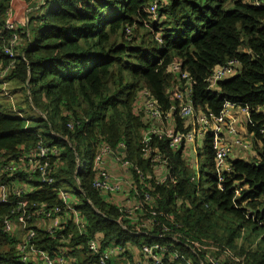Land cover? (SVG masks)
Returning <instances> with one entry per match:
<instances>
[{
    "label": "trees",
    "instance_id": "1",
    "mask_svg": "<svg viewBox=\"0 0 264 264\" xmlns=\"http://www.w3.org/2000/svg\"><path fill=\"white\" fill-rule=\"evenodd\" d=\"M32 1L27 0L33 10L28 25L15 15L20 44L7 78L24 85L29 108L42 114L25 117L0 105V162L18 158L21 146L32 149L39 141L62 152L61 162L53 166L56 187L37 186L26 195L29 203L46 202L66 210L60 197L65 192L70 205L88 221V237L105 247L123 248L118 257L122 264L143 257L144 245L163 242L157 236L161 226L147 234L137 226L121 225L119 209L93 185L98 173L94 159L102 145L119 148L124 143V157L150 170L142 157L147 123L136 110L138 93L150 89L165 111L178 105L169 90L179 80L167 67L181 59L196 82V110L219 114L226 102L249 107L252 123L247 129L254 134L256 153L252 161L231 158L233 170L220 181L211 139L205 145L209 163L202 162L200 154L190 170L183 149L170 150L166 138L154 137L153 145L170 156L171 166L167 181L156 185V209L173 213L193 238L231 248L240 257L239 264H264V112L257 110L264 108V7L249 0ZM153 2L158 4L155 21L144 11ZM9 4L10 0H0L2 68L10 62L3 53L10 37L3 29ZM157 33L162 41L156 39ZM234 58L242 63L240 72L208 89L207 78L215 67ZM176 121L183 129L182 119L176 116ZM88 157L90 163L80 169ZM207 169L214 174L204 186L196 171ZM65 186L75 188L79 199L70 201L72 194ZM11 211V205H0V264H24L18 244L25 232L3 230ZM31 225L37 230L35 247L51 256L61 248L70 249L69 264H96V257L87 254L85 238L65 213L56 236L38 222ZM175 244L184 256L179 264H201V256ZM146 262L144 258L137 264Z\"/></svg>",
    "mask_w": 264,
    "mask_h": 264
},
{
    "label": "built area",
    "instance_id": "2",
    "mask_svg": "<svg viewBox=\"0 0 264 264\" xmlns=\"http://www.w3.org/2000/svg\"><path fill=\"white\" fill-rule=\"evenodd\" d=\"M17 1L27 0H10L6 10L3 29L10 33V37L3 47V53L8 56L10 62L1 73V78L7 76L14 67L18 55L20 36L13 7ZM249 1L255 6L264 7V0ZM46 2L47 0L44 3ZM144 11L151 20H159L156 2L146 7ZM131 30V27H127V34H130ZM1 36L0 30V38ZM156 39L162 41L159 33L156 34ZM167 68L179 80V84L169 90L172 99L177 101L178 105H173L165 111L150 89L143 88L138 93L136 110L143 113L147 123V127L142 130V157L149 162L150 170L145 171L142 166L124 157L126 153L124 143H121L119 148L104 144L94 159L98 173L93 185L101 193L120 194L122 204L115 206L120 211L118 221L124 228L127 229L128 225L137 226L149 234L155 227L161 226L157 236L163 242L143 246L142 253L147 258L145 264H179L178 261L184 256L175 243L189 248L196 256H201V264H239L241 259L231 248L193 238L192 234L184 229L183 224L176 221L173 213L156 209L158 204L154 194L156 185L167 181L171 166L170 156L163 153L159 145L154 146L153 139L166 138L170 150L183 149V154L187 145L198 146L202 138L203 141L211 139L215 149L216 171L220 181H223L225 175L233 170L229 158L234 148L239 147L242 150L250 148V144L242 136L238 123L241 115H244L247 126L252 123L251 111L247 106H239L232 102H226L219 114L201 108L196 110L193 100L196 82L184 69L182 60L174 59ZM241 69L242 63L236 58L217 65L207 78L208 89L213 90L220 81L233 77ZM257 110L264 112V108L261 107ZM176 116L182 119L183 129H180ZM170 121L172 126L168 125ZM68 127L74 128V123L70 121ZM20 150L21 155L18 158L0 162V205L12 206L10 216L4 218L3 230L6 233L15 232L17 229L25 232V236L18 244L20 261L24 264L31 260L43 264H69L70 260H73L70 249L61 248L55 256H51L33 245L37 230L31 222H38L39 226L56 236L65 213L71 217L80 236L85 238L87 254L96 257V264H113V259L123 253V248L116 244L105 247L100 240L88 237V221L70 205L69 196L65 192L61 191L60 197L67 205L66 210L60 205L46 202L29 203L26 199V195L37 186L56 187L53 166L61 162V148L39 141L32 149L21 146ZM108 162L114 167L119 165L120 170L129 175L127 184H124L123 179L117 178L115 172L118 171L110 170ZM84 167L85 162L79 166L80 169ZM76 178L80 184V179Z\"/></svg>",
    "mask_w": 264,
    "mask_h": 264
},
{
    "label": "rangeland",
    "instance_id": "3",
    "mask_svg": "<svg viewBox=\"0 0 264 264\" xmlns=\"http://www.w3.org/2000/svg\"><path fill=\"white\" fill-rule=\"evenodd\" d=\"M26 2L27 1H17L16 3H14L13 7H14L15 15L18 14V12L20 10L19 7H20L21 3H26ZM44 2H43V4H46ZM52 2H53V0H51V3ZM29 6L24 10V13L26 11H28V13L33 12V10L29 8ZM38 13L39 12H36L34 14L37 15ZM20 20H22V19H20ZM137 37H139V36H137ZM4 86H6V87L4 88ZM0 105H1V107H3L4 109H7V110L12 109L15 112L21 111L23 113V116H25V117H28V116L32 117V115H36V112L38 114H42L40 111L31 110L29 108L30 104L27 101V93H26V90L24 89L23 84L15 81V80H9L7 78V76L1 78V73H0ZM243 120L244 121H242L239 124V129L242 132V134H243L242 136L245 139V141H247L250 144V148L246 150L245 157L248 156L247 159L252 161V157H254V155L256 153V149L254 146V134L249 133V131H247V125H246L245 118ZM207 141H208V139L206 141H203V139H201L199 141L198 146L187 145L186 150L183 154V157L186 160L188 168L190 170H191V168L194 169V165H197L198 155H200V154H201L202 162H205L207 164L209 163L208 157H207L206 152H205V145H206ZM242 158H244V157H242ZM90 161H91L90 157H88L86 160H84L85 165H88V163H90ZM110 170L119 171L120 166L116 165L114 169L110 167ZM196 172H197L196 177L198 178V180L201 181L204 186L206 185L205 183H207V186H208L209 185L208 181L211 179V176L214 174V171L207 169L204 173H201V174H199L198 171H196ZM64 189L70 191V193L72 194V200H78L79 199L78 195L75 193V188H69V187L65 186ZM102 195L105 197V199L107 201L113 202L116 205L122 204V199L120 197V194H114V195L111 194L110 195L108 193H103ZM144 258H145V256L136 257L135 262L133 264H137L138 261L143 260ZM115 259H116V257L113 259V261ZM117 264H122L121 260H119L117 262Z\"/></svg>",
    "mask_w": 264,
    "mask_h": 264
},
{
    "label": "crops",
    "instance_id": "4",
    "mask_svg": "<svg viewBox=\"0 0 264 264\" xmlns=\"http://www.w3.org/2000/svg\"><path fill=\"white\" fill-rule=\"evenodd\" d=\"M38 1H40V0H34V1H32V3L31 4H33V3H37ZM46 1V0H45ZM40 3V2H39ZM24 4V5H23ZM22 5V6H21ZM21 5H20V7H19V12H18V14L16 15V20L17 21H20V19H25V21L27 22V24L26 25H28L29 24V19H30V16H29V13H28V11H26L25 13H24V10L28 7V3L26 2V3H21ZM36 6H38V5H36ZM38 15V14H37ZM36 15V16H37ZM243 51H246L245 49L243 50ZM2 62H0V73H3L4 72V70H5V68H6V66L4 67V68H2ZM23 115V114H22ZM244 119V115L242 116L241 115V117H239V123H238V126H239V124L242 122V121H244L243 120ZM168 125L169 126H172V121H170V122H168ZM245 131V130H244ZM247 131H248V129H247ZM243 135V134H242ZM203 140H204V138H202ZM205 141H206V139H205ZM245 153H246V150H242V149H240L239 147H237V148H234V152L232 153V155L230 156V159L232 158V157H244V158H248V156H246L245 157ZM110 161V160H109ZM109 163V162H108ZM109 167H111V168H115L111 163H109V165H108ZM108 167V168H109ZM115 175H117V178H121V179H123V181H124V184H127L128 183V177H129V175L127 174H125V172L123 171V170H120V171H118V172H115ZM71 199H72V197L70 198V201H71ZM110 202V201H109ZM111 204H114V205H116L115 203H113V202H110ZM117 206V205H116ZM120 259H118V258H116L113 262H115V264H117V262L119 261Z\"/></svg>",
    "mask_w": 264,
    "mask_h": 264
}]
</instances>
